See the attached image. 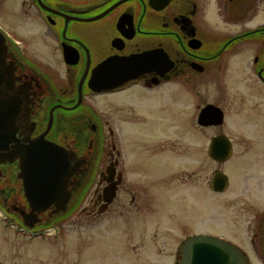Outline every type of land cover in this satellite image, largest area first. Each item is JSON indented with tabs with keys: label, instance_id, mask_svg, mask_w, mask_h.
I'll list each match as a JSON object with an SVG mask.
<instances>
[{
	"label": "flooded vegetation",
	"instance_id": "flooded-vegetation-1",
	"mask_svg": "<svg viewBox=\"0 0 264 264\" xmlns=\"http://www.w3.org/2000/svg\"><path fill=\"white\" fill-rule=\"evenodd\" d=\"M0 44L23 99L17 140L67 150L80 167L70 188L85 183L78 201L86 192L88 216L105 214L118 198L122 210L128 203L153 216L175 156L199 157L204 172L206 130L229 118L233 137L216 136L229 138L232 157L217 164L240 154L250 180L239 186L261 198L264 0H0ZM208 105L220 110L222 125L199 123ZM196 138L198 153L190 146ZM1 167L3 195L18 183L19 160ZM203 189L193 191L194 203ZM13 209L7 216L30 232ZM255 219L253 238H262L264 209Z\"/></svg>",
	"mask_w": 264,
	"mask_h": 264
},
{
	"label": "rangeland",
	"instance_id": "rangeland-1",
	"mask_svg": "<svg viewBox=\"0 0 264 264\" xmlns=\"http://www.w3.org/2000/svg\"><path fill=\"white\" fill-rule=\"evenodd\" d=\"M232 125L229 118L221 128H207L204 172L197 171L199 157L193 162L189 155L180 154L179 159L175 156L167 178L168 195L160 196L153 216L141 217L135 206L128 203L122 210L118 207L123 202L119 198L105 214L88 216L84 212L88 195L84 192L66 215L49 222L44 218L43 225L29 232L7 216L0 197V264H178L181 245L193 233L224 239L240 248L252 264H264V248L259 246L264 245V237L255 239L252 235L253 229L254 233L257 231L258 220L251 227L253 219L264 209V187L258 191V196L262 195L258 200L244 195L247 190L243 187L250 180L243 167L247 160L243 164L236 160L240 158L236 152L234 159L219 165L208 154L211 137L225 133L232 138ZM174 145L178 152V142ZM190 146L196 147L198 153L197 138ZM216 171L230 179L224 194L211 189ZM198 185L204 189L199 203H194L192 193Z\"/></svg>",
	"mask_w": 264,
	"mask_h": 264
},
{
	"label": "water",
	"instance_id": "water-1",
	"mask_svg": "<svg viewBox=\"0 0 264 264\" xmlns=\"http://www.w3.org/2000/svg\"><path fill=\"white\" fill-rule=\"evenodd\" d=\"M19 95L14 87L13 69L7 64L0 44V172L4 171L1 165L19 160L18 183L14 187L11 185L15 189L7 187L0 197L6 208L12 210L16 207L13 211L20 213L28 228L34 229L43 225L44 218L49 222L52 218L63 217L68 213L70 206L77 203L85 183L70 188L71 178L80 167L70 161L67 150L62 146L41 138L27 144L17 140L16 121L23 102ZM199 123L206 127L220 126L223 117L219 109L208 105L200 114ZM232 153V143L226 135L211 139L208 154L213 161L225 163L230 160ZM228 185V175L221 171L213 174V192L224 193ZM115 191H112L106 205L113 201ZM6 194L7 198L4 197ZM71 197L73 201L69 203ZM178 264L252 263L236 245L221 238L196 235L181 245Z\"/></svg>",
	"mask_w": 264,
	"mask_h": 264
}]
</instances>
